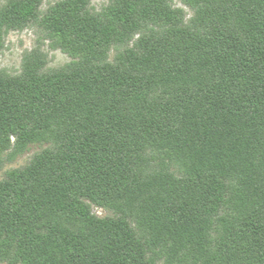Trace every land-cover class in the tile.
I'll use <instances>...</instances> for the list:
<instances>
[{
  "label": "trees",
  "instance_id": "1",
  "mask_svg": "<svg viewBox=\"0 0 264 264\" xmlns=\"http://www.w3.org/2000/svg\"><path fill=\"white\" fill-rule=\"evenodd\" d=\"M40 0L11 4L21 27ZM104 21L83 0L51 8L43 25L86 67L22 80L0 78V146L53 148L0 182V258L16 264H150L123 219H96L89 203L138 205L150 247L196 264H264V0H204L197 28L162 0H113ZM141 23L148 30L105 63ZM97 63H95V62ZM95 63V64H94ZM158 149L188 164L185 178L143 171ZM231 200L244 215L220 218Z\"/></svg>",
  "mask_w": 264,
  "mask_h": 264
},
{
  "label": "rangeland",
  "instance_id": "2",
  "mask_svg": "<svg viewBox=\"0 0 264 264\" xmlns=\"http://www.w3.org/2000/svg\"><path fill=\"white\" fill-rule=\"evenodd\" d=\"M23 0H0V78L8 80H22L30 75H48L62 73L74 68L86 67L82 59H78L67 53L54 39L53 35L44 27L43 22L51 8L60 2L67 0H40L34 16L21 27H13L9 23H3V14L7 8ZM85 12L102 21L105 14L114 5L113 0H83ZM166 9L179 11L181 25L185 28H197L198 16L205 8L204 0H162ZM157 25L141 23L139 29L129 35V38L120 44L111 43L106 48L105 63L116 68H123L121 59L125 53L135 48L140 38L147 34L148 30L158 31ZM95 62V61H94ZM97 63V62H95ZM94 63V64H95ZM52 142L43 140L23 146L18 145L14 138H10L9 144L0 146V182L7 178L13 171L20 172L26 169L32 160L45 150L52 149ZM143 171L146 174L158 172L173 175L175 178H185L188 172V164L185 160L173 158L167 152L158 149H148L144 154ZM227 193L225 201L221 205L214 218V226L208 233V240L213 247L220 226L217 222L220 218L235 219L244 215L243 211L231 200V192L236 187L234 179L225 181ZM91 214L96 219H125L135 236L143 245L146 259L150 264H196V262L180 253L175 257H169V247L166 243L150 247L151 235L138 226L140 218L138 205L129 206L123 201H118L109 207H101L89 203ZM0 264H16L12 255L0 258Z\"/></svg>",
  "mask_w": 264,
  "mask_h": 264
}]
</instances>
